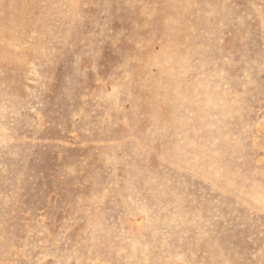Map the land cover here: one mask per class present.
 <instances>
[{"label":"rangeland","instance_id":"1","mask_svg":"<svg viewBox=\"0 0 264 264\" xmlns=\"http://www.w3.org/2000/svg\"><path fill=\"white\" fill-rule=\"evenodd\" d=\"M0 264H264V0H0Z\"/></svg>","mask_w":264,"mask_h":264}]
</instances>
